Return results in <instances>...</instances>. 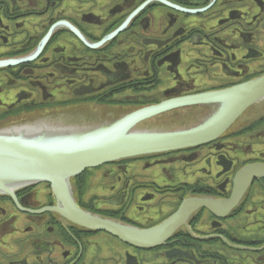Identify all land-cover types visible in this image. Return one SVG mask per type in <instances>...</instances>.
<instances>
[{
  "label": "flooded vegetation",
  "instance_id": "obj_1",
  "mask_svg": "<svg viewBox=\"0 0 264 264\" xmlns=\"http://www.w3.org/2000/svg\"><path fill=\"white\" fill-rule=\"evenodd\" d=\"M262 75L264 0H0V131L108 123ZM195 105L138 127H190ZM198 106L210 118L217 104ZM193 146L74 178L79 207L129 231L147 233L183 210L172 231L137 237L164 235L159 244L78 225L41 182L0 192V264H264V172L242 175L249 164L264 169V103Z\"/></svg>",
  "mask_w": 264,
  "mask_h": 264
},
{
  "label": "water",
  "instance_id": "obj_2",
  "mask_svg": "<svg viewBox=\"0 0 264 264\" xmlns=\"http://www.w3.org/2000/svg\"><path fill=\"white\" fill-rule=\"evenodd\" d=\"M187 10L191 13L204 11L194 8ZM203 93L139 108L140 110L137 109L133 115H125L108 123L98 116L93 118L91 123L80 121L77 125L67 124L66 120L59 122L53 120V126L48 130L36 128L31 134L10 129L0 131V192L14 196V191L19 187L49 182L53 186L57 205L63 204L65 206L63 213L78 225L91 230L108 231L120 236L124 241L132 243L137 241L139 242L137 245L141 246L159 244L165 239L164 235L157 241L148 243L146 239L137 237L146 238L157 232L172 231L175 223L183 217V210L175 213L174 219L167 220L158 228L144 234L132 230L139 235L131 236L132 231L121 227L115 221L81 209L76 204L74 197L76 187L74 188V180L71 179L87 168L103 163L193 147L220 136L253 104L264 103V75L215 93L214 91ZM213 100L217 107L211 109V112H214L213 116L206 118L205 111L202 113L198 104ZM194 104L196 105L193 107L198 111L194 112L196 121L190 127L173 129L138 127L139 122L166 110ZM63 117L67 118L65 114H59L57 120ZM23 131L29 132L28 129ZM257 172H264L263 166L249 164L242 170V175L246 179L248 175L252 176ZM249 182V179L246 182L244 180L243 186L246 187Z\"/></svg>",
  "mask_w": 264,
  "mask_h": 264
},
{
  "label": "rangeland",
  "instance_id": "obj_3",
  "mask_svg": "<svg viewBox=\"0 0 264 264\" xmlns=\"http://www.w3.org/2000/svg\"><path fill=\"white\" fill-rule=\"evenodd\" d=\"M205 11V10H204ZM207 11H208V9H207ZM207 11H205V12H207ZM189 13H191V12H189ZM195 14H197V13H191V15H195ZM202 14V13H201ZM200 14V15H201ZM239 84H241V83H239ZM238 85V84H237ZM107 163H110V162H107ZM107 163H103V164H101V165H104V164H107ZM101 165H98V166H96V167H90V168H87V169H92V168H97V167H99V166H101ZM86 169V170H87ZM86 170H84V171H86ZM83 174V172L81 173V175ZM74 178H76V177H74ZM76 186H78L77 184H76ZM76 191H77V187H76ZM111 234H113V233H111Z\"/></svg>",
  "mask_w": 264,
  "mask_h": 264
},
{
  "label": "bare ground",
  "instance_id": "obj_4",
  "mask_svg": "<svg viewBox=\"0 0 264 264\" xmlns=\"http://www.w3.org/2000/svg\"><path fill=\"white\" fill-rule=\"evenodd\" d=\"M206 92V91H205ZM207 143V142H206ZM206 143H201V144H199V145H202V144H206ZM194 147V146H193ZM187 148H189V147H187ZM178 150V149H177ZM172 151H174V150H172ZM111 162H113V161H111Z\"/></svg>",
  "mask_w": 264,
  "mask_h": 264
}]
</instances>
